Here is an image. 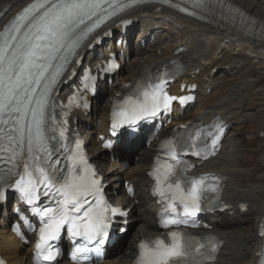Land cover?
Segmentation results:
<instances>
[{
	"label": "snow or ice",
	"instance_id": "1",
	"mask_svg": "<svg viewBox=\"0 0 264 264\" xmlns=\"http://www.w3.org/2000/svg\"><path fill=\"white\" fill-rule=\"evenodd\" d=\"M107 2L33 0L0 33V153H8L0 156V160L11 165L6 170L0 168V201L5 199V188H15L32 206L31 210L39 215L41 227L35 245L37 264L41 260L54 264L60 250L51 242L58 240L65 228L75 245L71 258L83 264L88 253L99 252V248L88 245H102L108 237L112 218L125 215L103 199L101 178L88 163L79 139L71 149L60 144L59 147L64 149V161H67L61 166L62 160L57 155L59 149L52 142L66 139L67 120L58 124L55 116L47 113L48 96L65 65L70 63L68 56L75 54L81 40L106 17H97L91 26L85 24L86 20H91L98 11H104L102 5ZM139 2L141 0H133V3ZM162 2L168 3V0ZM203 3L204 0H196L197 6ZM181 11L187 10L182 8ZM81 25L85 28L81 29ZM91 79L89 70H85V88L90 86ZM165 83L161 78L158 83L148 84L137 97H128L119 112L114 106L113 130L120 124H133L139 119L155 116L161 108L167 110L177 99L181 104L193 99L191 96L167 95L163 88ZM78 99L77 94L69 97V106L76 104ZM215 127L223 132L219 124ZM202 135V130L197 129L187 140L168 139L161 145L166 149L167 158L161 160L158 157L150 175L156 180L154 194L164 204L160 224L165 229L187 226L186 218L194 217L202 210L205 193L217 190L216 185L206 183L210 179L208 176H187V170L193 166L179 159V154H187L189 149H192L191 155L203 159L215 154L213 148L219 136H213L209 145ZM207 135L212 136V133ZM18 168L23 171L18 172ZM13 177L18 178L11 182ZM41 196L50 198L51 204L39 206L37 202ZM191 226L198 225L193 222ZM261 235L264 236V231ZM167 236L170 238L167 242L162 238L150 244L142 241L137 264H202L204 260L214 259V248L201 251L205 245L194 244V238L187 233L170 230ZM77 238L84 242L76 243ZM0 264L4 262L0 260Z\"/></svg>",
	"mask_w": 264,
	"mask_h": 264
},
{
	"label": "bare ground",
	"instance_id": "2",
	"mask_svg": "<svg viewBox=\"0 0 264 264\" xmlns=\"http://www.w3.org/2000/svg\"><path fill=\"white\" fill-rule=\"evenodd\" d=\"M221 1L264 23V0ZM31 2L33 0H0V33ZM159 5L153 0L106 22L104 28L117 30L115 24L128 16L137 19L140 33L133 43H130L131 35L121 39L125 42L126 54L120 56L122 67L111 84L106 82L100 88V96L110 94L109 98L99 104L98 96L88 116L76 115L79 130H86L85 140L92 161L97 165L104 181L118 193V197H112L111 200L130 209V236L120 240L108 252L102 264H131L139 240L159 233L156 225L157 207L149 196L151 182L146 177L159 146L157 139L162 140L174 126L184 121L208 123L215 117L223 119L225 130H228L222 142V150L217 157L197 170L199 173L217 174L225 180L222 197L232 206L229 211L206 219L211 226L208 233L222 242L215 264H254L260 247L258 227L264 216V137L260 141L262 154L258 166L249 160V150L244 149L239 138L244 135V128L251 125L250 134L259 136L264 132V119L247 113L255 110V98L262 100L264 105V89L253 91L264 80V73L263 78L255 77L259 71H264V45L251 43L223 25L212 24L196 11L187 15L174 10L173 5L177 6L175 0H168L157 11ZM181 6L189 9L188 6ZM151 34L155 36L157 46L153 50H147L144 45L151 40ZM113 44V40L109 41L106 49L99 51L100 56L103 57L108 49L113 51ZM85 46L86 44L82 50ZM117 51L120 49L117 48ZM133 53L136 58L129 60L128 55ZM239 58H244V62L237 71L221 67L224 63H238L241 61ZM87 61L92 62V58L87 57ZM170 62L183 67V81L198 85L195 104L184 113L175 110L171 123L161 133L156 128L147 129L143 139L129 143L122 141L115 148L118 152L117 159L109 160L107 152L100 148L97 136L107 132V117L113 100L141 69L159 70ZM197 70L198 73L193 74ZM215 70L217 73L211 74ZM218 72L225 76L218 77ZM177 88L178 85L174 87L176 91ZM67 91L68 87L63 86L60 95L64 96ZM231 130L236 132L228 135ZM149 139L154 140L147 146L145 142ZM124 181L134 187V194L130 198L121 189ZM240 204L248 206L246 213L239 212ZM245 216L248 218L243 219ZM10 218L12 217L9 215V220ZM245 224L249 225L247 232H243L244 228L240 227ZM30 252V247L19 244L9 233L5 220H1L0 255L10 264H30Z\"/></svg>",
	"mask_w": 264,
	"mask_h": 264
},
{
	"label": "rangeland",
	"instance_id": "3",
	"mask_svg": "<svg viewBox=\"0 0 264 264\" xmlns=\"http://www.w3.org/2000/svg\"><path fill=\"white\" fill-rule=\"evenodd\" d=\"M161 32L162 33H166L164 30H161ZM166 39H168V38H166ZM229 50H230V48H228V51ZM134 58H136V57L132 56L131 57V60L134 59ZM240 59H241V61H239L238 63H231V64L228 63V64H223L221 66L223 68L236 69L237 70L239 68L240 64L242 62H244V58L243 59L240 58ZM263 73H264V71H259V74H255V77L263 78ZM124 74H126V73H124ZM223 74L224 73L218 72V77H222V76L224 77L225 75H223ZM121 76H123V73H121ZM262 89H264V80L253 91H258V90H262ZM109 95L110 94H108V95H106V94L105 95H101L99 103H101L104 99L109 98ZM254 97H256V96H254ZM256 99H258V98H255V100H254V105H256L255 106V110L248 111L247 113L248 114H251V115L252 114H256V116L259 119L262 120V119H264V105H262L263 104V101L262 100H259V99L256 100ZM251 127H252V125H251ZM251 127L248 126V127L244 128V130H243L244 131V135L242 137H240L239 140L243 144L244 149L249 150V154H250L249 160L252 161V164L253 165L258 166L259 163L261 162V154H262L261 144H260V140L261 139L259 138V136L255 135V134H250L249 133V131L251 130ZM235 132H236L235 130H231L229 132V134H233ZM240 227H242V229L244 228L243 229V232H247V230L249 229V225H246V224L243 225V226H240ZM240 230H241V228H240Z\"/></svg>",
	"mask_w": 264,
	"mask_h": 264
}]
</instances>
